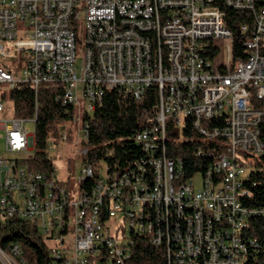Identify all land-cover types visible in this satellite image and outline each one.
I'll return each mask as SVG.
<instances>
[{
  "label": "built area",
  "instance_id": "built-area-1",
  "mask_svg": "<svg viewBox=\"0 0 264 264\" xmlns=\"http://www.w3.org/2000/svg\"><path fill=\"white\" fill-rule=\"evenodd\" d=\"M258 2L0 0V113L10 115L0 118V226L14 219L36 222L55 264H88L90 256L104 253L112 264H126L128 240L120 241L118 227L114 233L110 225L120 215L129 233L164 245L169 264H264L251 262L258 243L246 231L254 211L238 199L248 193L244 181L264 154V0ZM226 10L247 19L231 26ZM237 40L246 51L238 61ZM14 64L25 65L19 75ZM28 83L35 90L33 112L17 117L10 93ZM41 85L58 89L56 100L66 112L72 107L65 123L82 114L83 149L77 153L83 157L85 118L107 91L141 101L156 86V113L135 136L145 158L122 176L104 170L88 193L81 184L95 174L90 162L82 161L75 192L55 167L30 170L36 145L28 125L38 120ZM189 120L206 145H216L196 153L211 158L199 189L194 176L184 177L182 162L167 155L169 141H182ZM71 137L61 125L49 145ZM0 264L28 263L12 243L7 252L0 247Z\"/></svg>",
  "mask_w": 264,
  "mask_h": 264
},
{
  "label": "trees",
  "instance_id": "trees-1",
  "mask_svg": "<svg viewBox=\"0 0 264 264\" xmlns=\"http://www.w3.org/2000/svg\"><path fill=\"white\" fill-rule=\"evenodd\" d=\"M258 4H262V0ZM226 12L231 17L228 19L231 26L247 19L245 14L232 10ZM235 56L236 61L246 56V51L238 40L235 42ZM58 92L57 88L49 85H41L38 89L40 109L35 126L36 146L33 158L28 161L32 171L48 173L52 170L54 164L48 151L49 138H57L61 124L72 117V107L68 106L70 112H66V108L56 100ZM10 101L15 116H30L35 103L33 86L29 83L18 85L10 93ZM158 101L159 92L156 86L150 87L141 101H136L132 95L116 89L106 92L96 111L85 118L89 121V138L84 142L88 153L83 161L93 165L95 174L81 184L83 191H92L98 175L104 173V170L108 174L122 176L131 173L134 163L145 158L141 147L135 142V136L148 127V120L155 115ZM183 135L182 141H169L167 155L182 162L185 178L201 175L210 165L211 158L206 155L199 157L196 153L200 149L212 152L216 145H206L199 133L193 129L190 120L187 121ZM260 138L264 141V125L260 129ZM147 175L150 176V173ZM243 190L248 193H239L240 203L254 211L248 218L246 238L258 243V248L254 251L255 259L251 262H264V154L244 181ZM104 217L108 219L107 211ZM127 240L124 244L126 264H169L165 246L155 245L149 236L130 232ZM12 243L21 246L28 264H55L36 222L14 219L5 226H0V247L7 252ZM88 264L112 262L104 253L90 256Z\"/></svg>",
  "mask_w": 264,
  "mask_h": 264
},
{
  "label": "rangeland",
  "instance_id": "rangeland-1",
  "mask_svg": "<svg viewBox=\"0 0 264 264\" xmlns=\"http://www.w3.org/2000/svg\"><path fill=\"white\" fill-rule=\"evenodd\" d=\"M84 40H85V24L82 21L79 31L77 33V69L78 72L82 66V57H83V48H84ZM25 65L15 66L14 64V74L19 75L21 71L24 69ZM82 115V114H81ZM81 115L79 113L78 121L70 122V123H62L61 125L65 126L71 134V138L66 143H57L49 147V155L53 161L54 167L57 171L58 179L62 182H65L69 185L70 190L73 192L77 189V179L78 176L81 174V167L83 156L77 151L83 149L82 141L84 139V132L82 131V121ZM10 116L7 112L0 113V118H7ZM29 128L32 132H35V125L29 124ZM35 153V150L32 154ZM194 184L195 188L199 189L202 184V176L197 174L194 177ZM121 223V224H120ZM123 219L120 215L116 219H113L110 223L112 227V231L115 233L117 232L118 227V235L117 238L120 241H127L129 237V230L122 227ZM72 250L68 251V256H72Z\"/></svg>",
  "mask_w": 264,
  "mask_h": 264
}]
</instances>
